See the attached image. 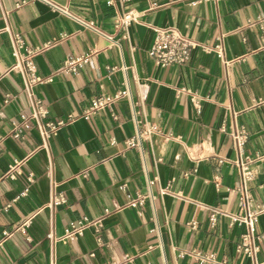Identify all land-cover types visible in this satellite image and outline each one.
<instances>
[{"label":"crops","instance_id":"1","mask_svg":"<svg viewBox=\"0 0 264 264\" xmlns=\"http://www.w3.org/2000/svg\"><path fill=\"white\" fill-rule=\"evenodd\" d=\"M50 1L69 15L44 0H0V264H252L237 250L244 225L226 215L243 212L234 123L248 131L240 157L250 158L251 206L263 210V262L264 0ZM156 27L207 46L223 34L224 55L196 48L185 64L158 66L149 55ZM5 28L22 35L23 52L55 40L33 57L40 120L54 125L45 145ZM81 56L88 62L76 71L60 69ZM126 86L138 125L126 97L86 114L94 96ZM152 124L159 129L142 147L127 144ZM16 161L23 172L12 180L4 174ZM58 193L66 201L51 204ZM138 193L145 200L134 207ZM83 218L91 222L68 237Z\"/></svg>","mask_w":264,"mask_h":264},{"label":"built area","instance_id":"2","mask_svg":"<svg viewBox=\"0 0 264 264\" xmlns=\"http://www.w3.org/2000/svg\"><path fill=\"white\" fill-rule=\"evenodd\" d=\"M46 1L54 10L60 11L64 14L69 15V11L65 6H61L56 4L50 0ZM209 1V0H205ZM111 3V2H110ZM136 19V14L131 10L128 11L120 20V24L124 27L129 25L132 21ZM88 26L93 28V24L90 22L87 24ZM10 36V41L13 48V53L16 57L15 63L12 65L11 69L21 72L22 74H28L25 77V91L31 101L32 106V114L31 117L35 119L37 122V126L40 132L42 144H46L47 138L50 136L51 132L48 130V127H54L53 124H43L40 120V117L45 116L46 109L41 105L40 101L35 98L34 88L38 82L41 81V78L35 74V64L33 57L34 55L44 49L49 48L53 43V40L46 41L40 47H32L28 48L26 52H23V48L25 47V42L20 33L11 32L8 28H5ZM264 29V28H263ZM154 40L149 50V55L153 58L156 65L164 67L169 64H185L187 63L193 51L196 48H200L207 52H215L218 56L222 57L224 55V35H220L217 39V42L213 46H207L187 37L183 32L177 27H156L154 28ZM110 40L113 38L109 35H106ZM88 62V56H81L78 58H71L65 60L63 65L61 66V70H71L76 71L79 67L83 66ZM224 62L228 64V61L224 59ZM9 95L4 99V102L9 100ZM126 97L130 100L131 109H132V118L136 125L139 124L140 120L138 119V112L135 108V104L132 99V94L129 86L117 90L114 94H100L94 96L88 108L86 109V114L90 115L95 113L96 111L111 106L116 100ZM233 112V110H232ZM235 115L236 112H233ZM22 119L25 120V116H22ZM63 123L62 121L59 122ZM159 129L158 125L152 124L146 127L143 130L137 129V132L134 136L130 137L126 142L130 146H140L142 147V142L144 138L150 136L152 133L156 132ZM20 130L14 132L15 136H19ZM233 140V145L236 151L239 154L238 165H239V185L237 186V191L240 195V201L243 207L242 213H226L228 218L230 219L231 224H243L245 229L241 234L240 243L237 246V250L243 254H245L248 258L252 260V264H264L263 262H258L257 254L260 251V236L258 234L257 223L258 217L262 210V208L254 209L251 206V196L249 189L247 187V181L253 176V173L248 168V163L250 162V158H247L246 161L241 159V154L244 152V146L248 139V131L244 126H238L234 123L233 128L230 132ZM23 172V164L19 161L14 162L5 172L4 176L16 180L18 175ZM28 181L32 182L34 180V176L32 173L28 174ZM152 180L148 179V184H152ZM27 187H25L20 193L21 195H26L28 192ZM18 196V197H19ZM17 197V198H18ZM145 200V196L143 194L138 193L135 198L131 200V205L137 207L141 205ZM66 201V198L63 194L58 193L55 194L51 200V204L59 205ZM9 206V205H8ZM7 206V207H8ZM215 214L211 215V220L215 221ZM87 218L79 219L77 222H73L70 224V228L68 229L67 236H73L75 233H81L84 226L90 223ZM28 221H25L21 228H25L27 226ZM159 231V227H157ZM51 236V233L49 234ZM194 256L198 258L200 261H215V256L213 253L203 254L201 252H195ZM50 264H56L55 261L50 262Z\"/></svg>","mask_w":264,"mask_h":264}]
</instances>
